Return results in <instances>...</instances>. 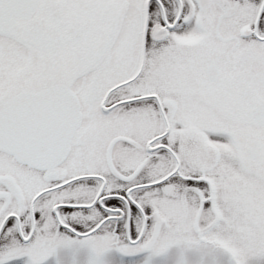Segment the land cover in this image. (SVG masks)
Instances as JSON below:
<instances>
[{
	"label": "snow or ice",
	"instance_id": "6c2138e0",
	"mask_svg": "<svg viewBox=\"0 0 264 264\" xmlns=\"http://www.w3.org/2000/svg\"><path fill=\"white\" fill-rule=\"evenodd\" d=\"M0 264H264V0H0Z\"/></svg>",
	"mask_w": 264,
	"mask_h": 264
}]
</instances>
